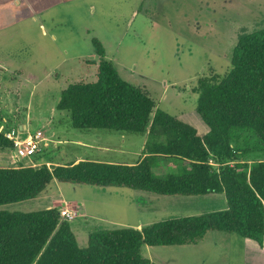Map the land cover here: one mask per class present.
<instances>
[{
  "label": "rangeland",
  "instance_id": "1",
  "mask_svg": "<svg viewBox=\"0 0 264 264\" xmlns=\"http://www.w3.org/2000/svg\"><path fill=\"white\" fill-rule=\"evenodd\" d=\"M263 27L264 0L2 2L0 81L12 91L19 118H28L31 128L40 130L47 144L30 159L16 158L17 164L31 165L32 161L36 162L34 158L42 161L45 155L51 162L60 164L76 156L138 158L139 152H135L143 136L123 133L126 137L123 140L120 132L74 129L68 114L55 107L61 90L69 83L95 79L91 73L96 69L92 38L101 42L106 58L123 80L147 90L155 108L194 124L202 133L203 124L195 112L198 93L194 88L198 78L223 75L230 68L238 35ZM89 67L92 69L88 77ZM69 68L75 69L74 72L68 71ZM119 144L123 151L120 153ZM244 158L247 162L261 160L264 153L251 152ZM213 163V171L218 172L219 164ZM151 168L159 178L178 170L174 164L159 158H151ZM46 190L67 202L79 200V208L90 214L98 212L94 217L87 216L86 222L80 217L69 221L72 228L78 221L82 225L83 231H75L80 247L86 246L88 232L114 228L104 219L106 216L128 222L137 216L156 222L204 214L226 205L223 193L191 197L163 195L166 207L158 205L149 214L134 213L131 198L110 193L107 188L55 182ZM43 194L0 205V209L18 212L43 209L46 206ZM211 206L215 207L209 209ZM141 254L157 264H264V254L256 247H249L243 237L217 230L208 231L196 244L143 245Z\"/></svg>",
  "mask_w": 264,
  "mask_h": 264
},
{
  "label": "trees",
  "instance_id": "2",
  "mask_svg": "<svg viewBox=\"0 0 264 264\" xmlns=\"http://www.w3.org/2000/svg\"><path fill=\"white\" fill-rule=\"evenodd\" d=\"M91 44L95 79L69 83L55 107L68 114L74 129L147 134L144 156L134 164L80 160L47 167L45 155L34 158L36 166H0V205L33 199L55 180L167 196L223 193L226 208L141 228L97 229L85 247L56 208L0 209V264H157L142 256L143 245L196 244L210 230L236 233L264 254V159L244 158L264 153V27L238 35L223 75L198 78L195 112L203 133L155 108L146 89L120 77L101 42L92 38ZM4 149L13 145L0 132ZM157 156L180 161L177 172L155 177L151 158ZM209 160L219 164L218 172Z\"/></svg>",
  "mask_w": 264,
  "mask_h": 264
},
{
  "label": "crops",
  "instance_id": "3",
  "mask_svg": "<svg viewBox=\"0 0 264 264\" xmlns=\"http://www.w3.org/2000/svg\"><path fill=\"white\" fill-rule=\"evenodd\" d=\"M4 1H6V0H0V4L2 2H4ZM86 64L90 65L92 63L86 62ZM90 69H92V67L88 68V71H87V73H88L87 76L88 77L90 76V71H89ZM74 70L75 69L69 68L68 71L74 72ZM91 73H93V75L95 77V72H91ZM83 76L81 77V76L78 75V77H81V78H83ZM87 76L85 78H83V79H88ZM89 79H91V78H89ZM1 86H3V87H1ZM11 103H12V106H10ZM16 107L13 104L12 91L8 88V86H6V84L1 83V81H0V132H5L6 130H8L10 128H15V127L21 128V130L23 131V134H25L26 132L35 131V130H33L31 128V124H30L31 122H30V120L28 118H25L26 120H24L23 118H19L18 111H16ZM203 129L205 131L204 126H203ZM120 136H121V138H123V140L126 138V137H124L123 133ZM140 136H143L142 137L143 140L141 142H139V145H138L137 150L135 152V153L139 152V156H138V158H136V160H123V159H114V158L113 159L112 158L106 159V158H99V157L91 158V156H88V158H85V157H82V156H76L73 160H71L69 162H66V163H63L61 165L69 164V163H76V162H78L80 160H97V161L119 163V164H134V163L138 162L144 156L143 152L145 151V143H146V140H147V134L140 135ZM121 145L122 144H119V146L117 148V151L119 153L123 152L122 148H121ZM46 146H47V144H46ZM157 158L162 159V160H164L166 162H169L171 164H174V166H177V167L180 165V161H175L174 159H167V158H165L163 156H157ZM31 163H33V161ZM49 163H51V165L60 164V163H57V162H49ZM0 166H2V167H6V166L17 167L18 166L17 161H16V157L14 156V152H13L12 149L0 150ZM55 182H57V181L52 180L47 186L49 187L50 184H55ZM47 186H46V188H47ZM59 187H60V185H58V190H59ZM46 188L38 195V196H40L41 194L46 192V193L43 194L45 196V200H46L45 208L53 207V208L58 209L59 207H63L65 205L66 207L76 211V216L72 220L80 217V218H84V222H86V220H87L86 217L87 216L90 215V216L94 217V216L97 215L96 213H98V212H94V213L90 214V213H88V211H85L84 208L83 209L79 208L81 206L79 200L72 199L71 201L67 202L60 195L50 194V192L47 191ZM109 189H110V191H109L110 193H116L118 195H126L129 198H131L133 200V209H131L133 212L134 211L142 212V213L143 212H147L149 214L151 211L157 209L158 205L164 206V207L167 206L164 203L166 201V198L163 197V195H158V194L151 193V192H146V191H142V190H133V189H130V190H132V191H130L131 193L130 192L128 193V191H125L124 189H121V188H112V187L111 188H107V190H109ZM127 189H129V188H127ZM219 194H221V193H211V194H206V195L218 196ZM202 196H205V195H202ZM37 197H35V198H37ZM187 197H191V196H187ZM35 198H33V199H35ZM203 198H206V197H203ZM213 198H217V197H213ZM140 201L141 202L143 201L145 203L143 204ZM225 203H226V201H225ZM126 207H128L130 209V205L129 206L126 205ZM214 207L215 206H211L209 209H212ZM220 207H223V204H221ZM224 208H226V205H225ZM104 219L106 221L109 220V222L112 223L114 228L123 227V226H131V227L141 228L142 226H145V225L153 223L150 219L145 221L143 219L138 218L137 216L135 217L133 222L113 219L112 217L108 218L107 216ZM81 228H82V225H81V223L79 221L75 223L74 228L71 227V229L74 232V234H75L76 229H78L79 231H83V230H81ZM89 233H91V232H88L87 238H88ZM75 236H76V234H75ZM76 239H77V236H76ZM248 246L253 248V246H250V245H248Z\"/></svg>",
  "mask_w": 264,
  "mask_h": 264
},
{
  "label": "built area",
  "instance_id": "4",
  "mask_svg": "<svg viewBox=\"0 0 264 264\" xmlns=\"http://www.w3.org/2000/svg\"><path fill=\"white\" fill-rule=\"evenodd\" d=\"M4 136L12 142L13 152L16 158H31L38 151L42 150L46 146L45 137L40 130L33 132L23 131L19 127L10 128L4 132ZM210 164H214L212 160H209ZM38 163L33 162L31 166H36ZM47 167H50V163L46 162ZM61 219L70 221L76 216V211L72 210L65 205L58 209Z\"/></svg>",
  "mask_w": 264,
  "mask_h": 264
}]
</instances>
